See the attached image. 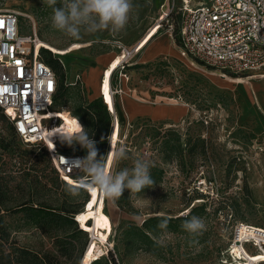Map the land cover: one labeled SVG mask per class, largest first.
<instances>
[{"label": "rangeland", "instance_id": "1", "mask_svg": "<svg viewBox=\"0 0 264 264\" xmlns=\"http://www.w3.org/2000/svg\"><path fill=\"white\" fill-rule=\"evenodd\" d=\"M165 1L169 0H133L134 7L124 29L95 34L82 32L81 38L74 40L52 27V8L43 0H0V10L18 13L20 32L32 34L35 31L44 42L42 46L49 49L65 70L67 93L45 117H57L60 123L66 121V129L74 130L76 118L71 115L74 94L79 92L89 99L93 83L99 84L110 108L113 109L115 103L124 120V125L112 126L107 169L110 165L113 174L124 168L131 170L134 161L141 159L164 171L162 180L152 187L138 193L127 189L128 195L123 192L121 202L106 198L98 190L83 188L78 194L71 193L67 185L57 179L58 193L76 203L80 204L85 195L88 196L84 206L74 215L78 225L87 231L84 238L90 239L82 264L89 263L93 257H109L110 252L117 264H236L226 252L232 244L236 225L246 223L264 228V132L257 128L259 119L250 109L252 106L261 113L250 83L258 87L264 77L241 76L247 82L234 83L227 78L230 75L221 76L219 71L182 54L177 41L180 0H173L168 21L173 27L177 56L160 55L141 65L140 52L136 51L143 48L158 29L167 30L166 25L160 28L158 19L160 6ZM67 2L57 0L56 7L65 6ZM105 53H109L111 59L102 68L99 83V78L95 79L88 72L97 67L99 55ZM114 70L115 83L112 85L110 77ZM215 81H224L226 86H218ZM110 84L116 89L114 103ZM170 98L175 103L172 104ZM129 102L133 107L134 102L137 103L142 110L143 105L151 106L150 115L129 120L126 113ZM56 128L55 124L46 128L51 146L54 145L53 137L60 136L56 133L50 137ZM169 129L180 133L182 147L187 148L183 162L162 158L160 143ZM198 136L205 140V155L188 150ZM75 145L80 144L61 146L64 149ZM120 148L125 149L127 158L116 160L115 153ZM10 149L38 169L41 182L54 189L55 173L44 149L21 143L12 135L10 124L0 113V157L5 159ZM66 181L74 186L85 183L83 180ZM96 192L97 197L101 195L99 203ZM203 202H206L204 212L192 214L204 221L205 229L199 235H190L181 226L177 232L162 230L155 238L164 243L159 244L155 252L136 249L121 241L114 245V239H121L117 229L120 223L134 227L151 215L186 216L192 207ZM5 219L20 245L37 251H56L52 235L32 226H22L17 215ZM245 249L248 253H256L252 244ZM257 264H264V261Z\"/></svg>", "mask_w": 264, "mask_h": 264}, {"label": "built area", "instance_id": "2", "mask_svg": "<svg viewBox=\"0 0 264 264\" xmlns=\"http://www.w3.org/2000/svg\"><path fill=\"white\" fill-rule=\"evenodd\" d=\"M172 3L169 0L161 4L158 18L160 28L166 25L171 34L173 27L168 21ZM178 14L182 54L219 71L224 77L226 74L264 77V0H180ZM38 39L35 31L20 32L16 11L0 10V111L22 143L47 148L60 180L68 183L65 176L75 181L85 180L76 176L81 172L74 167L75 161L84 158L81 154L59 151L56 145L61 141L60 136L53 137L52 148L46 143L44 129L55 123L54 118L45 116L53 104L57 76L42 59L43 46L37 43ZM111 90L114 103L116 89L111 86ZM107 107L111 126L119 125L115 103L113 109ZM110 135L111 132L108 144ZM241 225L235 227L232 244L238 242L242 250L252 244L256 253H264V229L240 235Z\"/></svg>", "mask_w": 264, "mask_h": 264}, {"label": "trees", "instance_id": "3", "mask_svg": "<svg viewBox=\"0 0 264 264\" xmlns=\"http://www.w3.org/2000/svg\"><path fill=\"white\" fill-rule=\"evenodd\" d=\"M40 55L54 70L57 76V88L51 106V109H55L56 102L62 99L67 93L69 85L66 81V73L58 59L51 55L49 49L43 46ZM148 63L149 62L141 63V65ZM123 68H126L125 64H123ZM115 70L111 73L110 77L112 85L115 83ZM245 75L246 74H243L241 76ZM74 95L75 105L71 111V115L80 120L89 139L95 142L98 151L97 158L99 159L100 156H106L108 151L107 138L111 132L112 126L111 116L107 107L108 102L105 95L96 97L92 100L85 99L79 92ZM0 113L4 117L1 111ZM121 116L122 115L118 113L119 126L124 125V120ZM6 121L10 124L12 135L17 137L11 123L7 119ZM162 137L160 143L162 158L165 161L177 159L179 162H183L187 148L182 147L183 143L180 133L174 129H169ZM190 140L191 137L187 140L185 146L188 145ZM204 142V138L200 136L195 137L194 143L188 147L189 152L205 155L206 148ZM65 143L66 142L62 141L58 142L56 148L64 153L81 154L83 157L87 156V150L81 147V145L63 149L61 145ZM31 146H38L44 149L43 151L46 155L48 164L52 172L55 173V176L52 178V180L55 179V186L54 189H52L47 183H42L38 174V169L33 167L28 161H24L23 158H18L20 155L19 153L14 155L16 150H7L4 155L5 159L0 157V264H79L88 245L87 243H89L88 240L90 239L84 238L87 231L78 225L74 215L80 211V206H84L88 196L85 195L82 202L78 204L74 200L63 195V193H58L57 186L59 183L57 179H59V177L51 163L47 148L44 145ZM52 147L53 146H51V148ZM15 156L18 159H16ZM150 172L154 180L153 185L162 180L164 171L161 167L151 164ZM76 176H85V180L83 181L87 179L83 172ZM66 179L71 178L68 177ZM60 181L67 186L72 185L62 180ZM153 185L146 188L152 187ZM80 189L82 190L83 188ZM135 193L138 192L135 191ZM124 194L125 196L128 195L127 189L124 190ZM117 201L121 202L120 198L117 199ZM205 204L206 202H203L198 206L192 207L186 216L179 215L176 217H168L166 215H151L143 219L140 226L134 225V227L128 223H120L117 229L119 230L121 239H114V245H118L121 241L122 243L125 242L128 245L130 244V246H134L136 249L145 248L155 252L160 246L155 237L162 231V229L158 228V224L163 218H167L169 221L167 230L177 232L179 231L178 226H181L185 220L190 219L193 213L196 211L204 212ZM14 215H17L18 219L21 220L22 226H32L46 234L52 235L54 237L56 251L54 253L37 251L27 246L20 245L14 237L11 225L5 219L7 216ZM108 263L117 264L111 252L109 253V257H93L87 264Z\"/></svg>", "mask_w": 264, "mask_h": 264}, {"label": "clouds", "instance_id": "4", "mask_svg": "<svg viewBox=\"0 0 264 264\" xmlns=\"http://www.w3.org/2000/svg\"><path fill=\"white\" fill-rule=\"evenodd\" d=\"M43 3L52 8V27L74 40H79L82 32L95 34L104 30L121 31L127 25L134 7L133 0H68L67 4L62 7H56L57 0H43ZM56 133L60 134L62 142L69 145L74 142L79 143L87 150L86 157L74 162V167L83 172L87 179L79 186L68 185L69 192L78 194L80 188H84L98 190L109 199H118L125 189L139 192L154 184L149 163L141 159L134 161L131 170L124 168L115 174L108 170L107 155L97 158L98 151L95 142L89 139L78 118H76L74 130L56 128L51 131L50 137ZM61 158L64 159V157ZM125 158H127L125 149L120 148L116 151L114 159ZM168 223V219L163 218L158 228L166 232ZM181 227L190 235H199L205 229V224L200 217L192 216L185 220ZM157 242L161 245L164 243L162 240Z\"/></svg>", "mask_w": 264, "mask_h": 264}, {"label": "crops", "instance_id": "5", "mask_svg": "<svg viewBox=\"0 0 264 264\" xmlns=\"http://www.w3.org/2000/svg\"><path fill=\"white\" fill-rule=\"evenodd\" d=\"M176 47L177 46H176V44L172 38V34L170 33V31L169 30L160 31L158 29L157 33L145 44V46L136 52H140L139 62L146 63V62L154 60L156 57H158L160 55L177 56L178 52H177ZM110 59L111 58L109 57V53L99 55V57H98L99 63L97 65V67L91 68L90 71L88 72V74H90V72H91V74L94 75L95 79L99 78V83H100L101 70L103 67H105V65L108 64ZM227 78L231 79V81L234 83H245V82H247L244 78H241V77H230V76H228ZM247 78H251V77H247ZM254 78H256V77H254ZM262 79H264V78H262ZM93 84L95 86L93 89L90 90V92L88 94L89 100H92L96 97H99V96H102L105 94V91L102 90V87L99 86V84L98 85L96 83H93ZM215 84L218 86H226L224 81H222V82L215 81ZM250 88H251V92H252L253 97L255 98L257 104L259 105V109H260L261 113L259 114L258 110H256V108H254L252 106H250V109L252 112H254L256 114V116L259 119L258 124H257V128H259L261 130V132H264V107H262V105L259 101V98H258L259 94L264 95V82H262L260 84V86H258V87H255L253 84L250 83ZM143 106H145V108H144L145 111L142 110V108H139L138 110L135 111V108L129 102V105H127V107H126V109H127L126 113H127L128 119L131 120L132 118L137 117V116H141V115H148V114L150 115L149 109H151V106L149 108L147 105H143ZM156 118L159 119L160 117L158 116Z\"/></svg>", "mask_w": 264, "mask_h": 264}, {"label": "bare ground", "instance_id": "6", "mask_svg": "<svg viewBox=\"0 0 264 264\" xmlns=\"http://www.w3.org/2000/svg\"><path fill=\"white\" fill-rule=\"evenodd\" d=\"M37 43L41 46L44 42H43V40L41 38H39L37 40ZM158 98L160 99L162 97L158 96ZM259 99L261 100L262 107H264V95L259 94ZM170 101H171L172 104L175 103V100L173 98H170ZM139 107L141 108V106H139L137 103L134 102L135 111L138 110ZM54 119H55V123L54 124L57 125V128H63V129L67 128L66 121H63L62 123H60L58 121L57 117H55ZM44 133H45L46 143L51 148V145L49 144V140H48L49 139V134H48L46 129H44ZM65 178H68V177L65 176ZM95 195H96V200H98V203L101 202V195L99 194V196L97 197V192L95 193ZM246 225L247 224L242 223V225L239 226L240 227V231H239L240 235L249 234V233L253 234L254 230L261 231L262 229H264V228L257 227L255 225H249L250 227H252V228H250V227H247ZM247 251L245 249L242 250L240 245L238 244V242H235V243H233L230 246V248L228 250V253H229V255H232L236 259V261H237L236 264H254V262L258 261V260L264 261V253H248Z\"/></svg>", "mask_w": 264, "mask_h": 264}, {"label": "water", "instance_id": "7", "mask_svg": "<svg viewBox=\"0 0 264 264\" xmlns=\"http://www.w3.org/2000/svg\"><path fill=\"white\" fill-rule=\"evenodd\" d=\"M130 51V50H129ZM129 51H127V53H129ZM131 52V51H130ZM83 258H84V253H83V255H82V258H81V261H80V263L79 264H82L83 263Z\"/></svg>", "mask_w": 264, "mask_h": 264}, {"label": "snow or ice", "instance_id": "8", "mask_svg": "<svg viewBox=\"0 0 264 264\" xmlns=\"http://www.w3.org/2000/svg\"><path fill=\"white\" fill-rule=\"evenodd\" d=\"M49 88H51V83H49Z\"/></svg>", "mask_w": 264, "mask_h": 264}]
</instances>
